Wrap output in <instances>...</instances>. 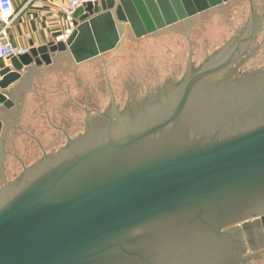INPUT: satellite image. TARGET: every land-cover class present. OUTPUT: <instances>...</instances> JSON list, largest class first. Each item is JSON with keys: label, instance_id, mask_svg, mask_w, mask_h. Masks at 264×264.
<instances>
[{"label": "water", "instance_id": "obj_1", "mask_svg": "<svg viewBox=\"0 0 264 264\" xmlns=\"http://www.w3.org/2000/svg\"><path fill=\"white\" fill-rule=\"evenodd\" d=\"M73 19L0 71V264H264V0Z\"/></svg>", "mask_w": 264, "mask_h": 264}, {"label": "crops", "instance_id": "obj_2", "mask_svg": "<svg viewBox=\"0 0 264 264\" xmlns=\"http://www.w3.org/2000/svg\"><path fill=\"white\" fill-rule=\"evenodd\" d=\"M65 3L66 0H35L30 3L28 0H12L17 16L7 30L9 41L19 48H28L29 50L56 43L57 38L65 28L63 14ZM2 27L3 24L0 21V29ZM158 34H164V31L155 35ZM152 36L154 35L142 38ZM4 68H11L10 60L0 61V71Z\"/></svg>", "mask_w": 264, "mask_h": 264}, {"label": "built area", "instance_id": "obj_3", "mask_svg": "<svg viewBox=\"0 0 264 264\" xmlns=\"http://www.w3.org/2000/svg\"><path fill=\"white\" fill-rule=\"evenodd\" d=\"M35 0H28V3ZM99 0H66L63 9L65 28L56 42H65L68 40L74 30V13L86 3H94ZM12 0H0V21L3 27L0 29V61L10 60L12 57L21 56L29 52L28 48H19L12 44L7 35V30L16 18ZM1 79V77H0Z\"/></svg>", "mask_w": 264, "mask_h": 264}, {"label": "flooded vegetation", "instance_id": "obj_4", "mask_svg": "<svg viewBox=\"0 0 264 264\" xmlns=\"http://www.w3.org/2000/svg\"><path fill=\"white\" fill-rule=\"evenodd\" d=\"M236 45H237V44H236ZM236 45H234L233 48H234ZM233 48H232V49H233ZM228 49H229V48H225V49H223L220 53H215L211 58L208 59L206 65L210 64L211 61L214 59V57H217V56H219V60H218V62H217V63H219L221 60L224 59V57H223V54H224V53H223V52L226 51V50H228ZM222 53H223V54H222ZM221 54H222V55H221ZM233 64H234V63H233ZM202 69H204V68H201L200 70H202ZM227 69H228V68H227ZM227 69H226V70H227ZM200 70H199V71H200ZM226 70H225V71H226ZM228 70H229V69H228ZM223 72H224V71H223ZM257 81H258V83L261 82V81L264 82V80H259V79H257ZM249 82H252V81H249ZM179 86H180V85H179ZM179 86H178V87H179ZM178 87H177V88H178ZM175 89H176V88H175ZM191 218H192V217H188L187 220H188V219H191ZM237 255H238V254H237ZM234 261H239V260L236 259V258H235V259H232V258H231V259H228V260H227V258H226L224 264H229L230 262H234Z\"/></svg>", "mask_w": 264, "mask_h": 264}, {"label": "rangeland", "instance_id": "obj_5", "mask_svg": "<svg viewBox=\"0 0 264 264\" xmlns=\"http://www.w3.org/2000/svg\"><path fill=\"white\" fill-rule=\"evenodd\" d=\"M214 10V9H213ZM207 12V11H206ZM206 12H204V13H206ZM204 13H202V14H204ZM201 14V15H202ZM198 16H200V15H198ZM198 16H195V17H193V18H196V17H198ZM193 18H191V19H193ZM188 20H190V19H188ZM187 21V20H186ZM186 21H184L183 23H185ZM113 52V51H112Z\"/></svg>", "mask_w": 264, "mask_h": 264}]
</instances>
